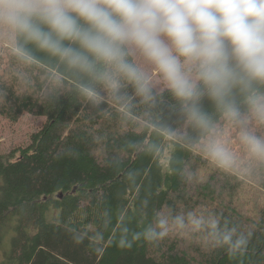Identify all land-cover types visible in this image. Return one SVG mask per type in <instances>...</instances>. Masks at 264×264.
<instances>
[{
	"label": "trees",
	"instance_id": "1",
	"mask_svg": "<svg viewBox=\"0 0 264 264\" xmlns=\"http://www.w3.org/2000/svg\"><path fill=\"white\" fill-rule=\"evenodd\" d=\"M28 47L33 61L0 33V116L44 118L25 146L0 156V264H264V160L227 149L238 161L226 171L207 157L206 142L230 122L207 97L211 131L167 89L152 87L145 102L125 83L126 99L102 90L93 102L80 74ZM236 100L248 122L239 92ZM169 212L186 226L161 240L135 238ZM189 213L206 223L189 224ZM211 219L246 243H220Z\"/></svg>",
	"mask_w": 264,
	"mask_h": 264
},
{
	"label": "clouds",
	"instance_id": "2",
	"mask_svg": "<svg viewBox=\"0 0 264 264\" xmlns=\"http://www.w3.org/2000/svg\"><path fill=\"white\" fill-rule=\"evenodd\" d=\"M0 33L13 52L33 61L31 45L83 78L85 98L103 99L107 91L126 99L121 89L131 85L145 102L155 99L149 76L129 59L134 50L152 67L167 91L198 127L211 131L213 122L203 110L207 97L227 120L240 126L248 152L264 160V137L250 131L236 100L239 92L248 111L264 124V0H0ZM208 158L232 170L234 158L215 138ZM199 228L202 217L188 214ZM220 243L239 249L243 236L220 230L208 221ZM185 217L159 215L155 226L141 235L161 240L172 228H184Z\"/></svg>",
	"mask_w": 264,
	"mask_h": 264
},
{
	"label": "rangeland",
	"instance_id": "3",
	"mask_svg": "<svg viewBox=\"0 0 264 264\" xmlns=\"http://www.w3.org/2000/svg\"><path fill=\"white\" fill-rule=\"evenodd\" d=\"M130 53L132 54L137 66L149 76L152 87L156 91L166 89L160 77L154 72L153 67L136 51L130 50ZM5 57L6 56L3 51H0V59L2 58L4 60ZM43 122L44 118L35 117L29 114L21 115L17 122H11L0 116V156L11 154L19 147L25 146L29 141L30 135L36 132ZM246 126L254 133L256 130L260 131L259 124L253 117L246 122ZM213 138L222 143L226 149L234 151L237 154V157L246 158V152H248V150L241 140L240 126L229 122L225 124L224 129L221 127V129L211 135L209 139L212 140ZM210 140L206 142L207 146ZM230 153L232 156L236 157L235 154L232 152ZM237 157L236 161H238Z\"/></svg>",
	"mask_w": 264,
	"mask_h": 264
}]
</instances>
